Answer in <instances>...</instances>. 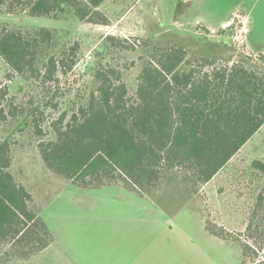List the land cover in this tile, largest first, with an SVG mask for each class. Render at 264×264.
<instances>
[{
    "label": "rangeland",
    "instance_id": "1",
    "mask_svg": "<svg viewBox=\"0 0 264 264\" xmlns=\"http://www.w3.org/2000/svg\"><path fill=\"white\" fill-rule=\"evenodd\" d=\"M15 4L12 11L2 7L0 26L50 29V52L77 46L79 63L67 77L59 73L62 84L53 98L54 92L16 74L0 56V115H8L1 120L0 143L9 140L11 171L30 189L32 208L42 210L54 238L28 260H10L20 249L1 243L0 264H242L237 239L251 246L246 264H264L261 216L246 231L264 200V176L252 166L264 163V126L210 183L196 188L187 173L176 172L147 193L149 199L122 186L88 190L65 184L46 170L38 149L55 139L59 118L83 102L103 57L121 70L130 98L142 64L173 46L216 66L245 63L264 70V0H105L99 10L110 26L80 21L73 13L34 18ZM107 36L128 44L107 49ZM208 227L229 233L223 234L228 239Z\"/></svg>",
    "mask_w": 264,
    "mask_h": 264
},
{
    "label": "trees",
    "instance_id": "2",
    "mask_svg": "<svg viewBox=\"0 0 264 264\" xmlns=\"http://www.w3.org/2000/svg\"><path fill=\"white\" fill-rule=\"evenodd\" d=\"M104 1L0 0V10L6 5L7 10H15L17 2L34 18L59 19L73 13L80 21L110 26L99 10ZM54 41L55 34L47 28L24 31L0 26V56L16 74L38 81L47 93L54 92L53 98L62 84L59 73L67 77L79 63L77 46L52 54ZM124 44L128 42L122 38L107 36L102 45L108 49ZM102 59L83 102L59 118L54 140L39 144L46 170L65 184L88 190L122 186L143 198L167 176L185 172L196 188L205 186L264 126V70L245 63L216 66L173 46L142 64L135 97L130 98L121 70ZM7 117L1 112L0 126ZM12 158L11 144L4 140L0 143V244L20 249L10 260H28L46 250L54 238L42 210L32 208L35 198L30 189L13 175ZM252 166L264 176L263 162L254 161ZM255 212L247 232L259 216L264 224L262 197ZM223 234L229 233H214L228 239ZM237 240L246 264L251 246Z\"/></svg>",
    "mask_w": 264,
    "mask_h": 264
},
{
    "label": "crops",
    "instance_id": "3",
    "mask_svg": "<svg viewBox=\"0 0 264 264\" xmlns=\"http://www.w3.org/2000/svg\"><path fill=\"white\" fill-rule=\"evenodd\" d=\"M141 198V197H140ZM144 199L146 198V199H149V198H147V197H143Z\"/></svg>",
    "mask_w": 264,
    "mask_h": 264
}]
</instances>
